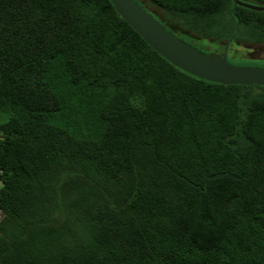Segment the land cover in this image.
<instances>
[{
    "label": "trees",
    "instance_id": "trees-1",
    "mask_svg": "<svg viewBox=\"0 0 264 264\" xmlns=\"http://www.w3.org/2000/svg\"><path fill=\"white\" fill-rule=\"evenodd\" d=\"M136 1L200 52L264 45V10ZM0 264H264V86L183 71L110 0H0Z\"/></svg>",
    "mask_w": 264,
    "mask_h": 264
},
{
    "label": "water",
    "instance_id": "water-1",
    "mask_svg": "<svg viewBox=\"0 0 264 264\" xmlns=\"http://www.w3.org/2000/svg\"><path fill=\"white\" fill-rule=\"evenodd\" d=\"M110 1L115 12L154 51L183 71L198 78L225 85L264 86V68L232 64L227 59V45L222 52H200L159 23L136 0ZM232 1L251 9L264 10V5L251 4L243 0Z\"/></svg>",
    "mask_w": 264,
    "mask_h": 264
},
{
    "label": "rangeland",
    "instance_id": "rangeland-1",
    "mask_svg": "<svg viewBox=\"0 0 264 264\" xmlns=\"http://www.w3.org/2000/svg\"><path fill=\"white\" fill-rule=\"evenodd\" d=\"M216 46L211 44L210 48ZM216 49V48H215ZM207 49H205L206 51ZM227 59L234 65L253 66L264 68V45L261 44H239L233 45L227 51Z\"/></svg>",
    "mask_w": 264,
    "mask_h": 264
}]
</instances>
